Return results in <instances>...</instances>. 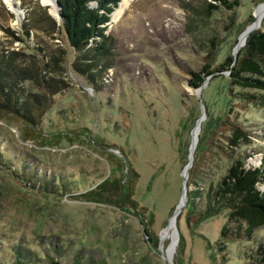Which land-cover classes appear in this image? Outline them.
I'll return each instance as SVG.
<instances>
[{
	"label": "rangeland",
	"instance_id": "obj_1",
	"mask_svg": "<svg viewBox=\"0 0 264 264\" xmlns=\"http://www.w3.org/2000/svg\"><path fill=\"white\" fill-rule=\"evenodd\" d=\"M43 1L0 0V51L35 59L20 38V23L28 12L39 13ZM263 7L264 0H119L105 22L113 41L97 85L66 68L58 76L64 87L47 94L34 129L0 112V151L8 161L0 166V264H13L18 250L33 264H51L50 256L59 264L75 257L169 264L167 255L173 264H253L249 249L260 242L264 247V225L246 239L222 241L223 212L196 226L185 204L173 214L182 204L183 171L201 116L209 127L206 141L229 133L224 123L208 132L226 111L253 129V145L264 150V97L242 99L239 92L247 88L228 87L227 70L206 76L199 90L188 85L190 72L204 74L236 53L246 20L254 18L251 31L264 29ZM52 35L29 31V42L42 47L46 61L61 45ZM106 177L128 188L122 204L113 195L88 193ZM37 179L64 187L45 191L35 186ZM256 186L263 189L264 183Z\"/></svg>",
	"mask_w": 264,
	"mask_h": 264
},
{
	"label": "trees",
	"instance_id": "obj_2",
	"mask_svg": "<svg viewBox=\"0 0 264 264\" xmlns=\"http://www.w3.org/2000/svg\"><path fill=\"white\" fill-rule=\"evenodd\" d=\"M57 1V18L48 13L46 6H40L39 13L28 12L20 23V38L35 59L28 62L20 57L17 50L0 51V112L23 119L32 129L39 124L47 106V94H54L64 87L65 82L62 83L58 76L66 68L97 85L101 79L100 71L105 70L110 63L109 49L113 38L105 32V22L119 0ZM253 19L246 20L240 28V34ZM32 29L51 32L54 38H58L61 44L58 54L50 55L46 61L41 53L42 47L38 43L29 42V31ZM220 64L213 69H205L204 74L190 72L188 85L198 90L206 81V76L214 71L227 70L228 87L234 85L247 88L239 92L242 99L254 102L264 97V29L250 31L236 53L228 55L225 63L222 61ZM226 114V111L219 114L213 120V128L208 131L211 135L215 126L220 129L223 123L227 124L229 133L223 134L222 139L216 138L218 141L210 138L206 141V130L209 127L200 123L193 162L188 168L185 206L195 215L194 226L220 212L226 214L220 240L232 241L246 239L256 227L264 225V188L259 190L256 186L258 182L264 183V150L253 145V129H247V126L230 119ZM216 134L221 133L216 131ZM210 151L213 153L209 157ZM219 156L225 157V161L221 162ZM254 159L257 163H253ZM7 163V158L0 151V166H7ZM204 164L212 166L213 172ZM207 171L209 174H205ZM22 177L28 179V172L23 171ZM35 186L45 191L50 187L55 191L63 188L64 183L59 185L37 179ZM88 193L97 198H110L113 195L121 204L123 199L129 197L127 187L120 184L118 179L109 180L108 177ZM189 222L192 224L191 218ZM182 244V237H179V253L183 249ZM262 250V242L250 246V256L256 257L255 261H251L253 264H264ZM23 255L18 250L13 264H33L30 258L28 260ZM49 259L51 264H59L53 257ZM175 262L182 264L178 260ZM72 264L101 263H93L89 259L80 261V258L75 257Z\"/></svg>",
	"mask_w": 264,
	"mask_h": 264
},
{
	"label": "water",
	"instance_id": "obj_3",
	"mask_svg": "<svg viewBox=\"0 0 264 264\" xmlns=\"http://www.w3.org/2000/svg\"><path fill=\"white\" fill-rule=\"evenodd\" d=\"M43 3H44V5L45 6H47V11H48V13L50 14V15H52V16H54V17H58V8H59V3H58V1L57 0H55V2L54 1H51V0H46V1H43ZM251 25H252V23H250L249 25H248V27H247V29H246V31L249 33L250 31H251ZM253 29V28H252ZM239 44H237L236 45V47L234 48L235 50L237 49V48H239ZM234 52H236V51H234ZM199 90V89H198ZM201 118H202V116L196 121V124L195 125H197L198 124V130L200 129V123H201ZM197 138H198V135H197ZM197 138H196V141H195V143H194V146H193V148L190 150V152H189V161H188V163H187V165H186V167L184 168V171H183V176H184V187H183V193H182V197H181V205H179V207H178V209L176 210V212L177 211H179L180 210V208L185 204V194H186V179H187V176H188V167L191 165V163H192V159H193V151H194V149H195V146H196V142H197ZM168 262H169V264H173V262H172V260H168Z\"/></svg>",
	"mask_w": 264,
	"mask_h": 264
},
{
	"label": "bare ground",
	"instance_id": "obj_4",
	"mask_svg": "<svg viewBox=\"0 0 264 264\" xmlns=\"http://www.w3.org/2000/svg\"><path fill=\"white\" fill-rule=\"evenodd\" d=\"M51 1H54L55 2V0H51ZM129 1V0H128ZM264 8V7H263ZM248 34V32L247 31H245V33H244V35H243V37H242V40L241 41H244V39H245V37H246V35ZM197 133H198V124L197 125H195V127H194V129H193V137H197ZM195 141H196V139H195ZM195 143V142H194ZM192 148H193V146H192ZM186 195V194H185ZM186 198V197H185ZM178 212V211H177ZM177 212H174V214H173V217H176V215H177ZM174 237V236H173ZM174 240V239H173ZM173 244H174V242H172L171 244H170V246H169V248H168V252H169V254H171L172 252H173ZM171 258L172 257H169L168 255H167V259L168 260H171Z\"/></svg>",
	"mask_w": 264,
	"mask_h": 264
}]
</instances>
